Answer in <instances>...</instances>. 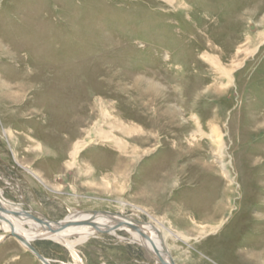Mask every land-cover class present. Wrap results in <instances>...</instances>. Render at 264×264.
Instances as JSON below:
<instances>
[{"label":"rangeland","instance_id":"rangeland-1","mask_svg":"<svg viewBox=\"0 0 264 264\" xmlns=\"http://www.w3.org/2000/svg\"><path fill=\"white\" fill-rule=\"evenodd\" d=\"M0 190L52 222L151 221L176 264L264 260V0H0ZM29 241L158 264L122 229ZM0 264L42 263L10 236Z\"/></svg>","mask_w":264,"mask_h":264},{"label":"bare ground","instance_id":"bare-ground-1","mask_svg":"<svg viewBox=\"0 0 264 264\" xmlns=\"http://www.w3.org/2000/svg\"><path fill=\"white\" fill-rule=\"evenodd\" d=\"M220 137L221 136H219V139ZM80 149H81V144L77 143L75 147H73L70 153L72 158H75L76 154L78 153ZM0 202L3 207L19 212L18 215H12L9 213L6 214L3 211L0 212V221H1V228H2V231L0 232V240L5 238L6 236L5 234L13 231L28 241L36 237H47V238L57 240L65 244L66 246H68L72 252H75L74 245L76 243L85 241L88 237H91V235H94L96 232L98 233V231H96L93 224H96L98 228L105 230L107 229V227H111L115 225L116 223L118 224V222L121 220L127 223L131 222L130 220H132V218H129L127 216H125L124 218H122L119 215H109V214H96L95 216H91L90 212H87V213L86 212H73V213L68 214L62 220L71 221L73 223L75 221L89 219L90 217H92L93 220L88 224L86 223H83L80 225L73 224L71 226L66 227L63 230H60L59 232L51 233L50 231H48V228L45 225H40L39 223L35 222L32 218H29L26 215H24L22 213V208L20 207V204H17V203L14 204L8 201L7 199H5L2 196L1 190H0ZM15 206H16V209H15ZM150 222L151 221H148L147 223H142L141 225V230L143 231V233H146L150 237L147 239H145L138 231L134 230L128 224H121L114 230L122 229V230L128 231L129 234L131 235V241L139 243L140 245L145 247L146 250L156 259V262L160 264L159 261L157 260V255L155 252L157 250L158 251L162 250L161 244L165 246V240H166L165 230L167 231V234L169 233V235H170V230L165 229L163 231L159 228L161 236H162V240H161L159 239L157 235V231L155 230L157 229V227H155V225ZM26 225L27 227H25ZM114 230H110V232H106V233L113 234ZM99 233H103V232H99ZM173 236L179 237V235L175 233L173 234ZM11 237H14V236H11ZM70 237H72V239ZM15 239L18 242H20L24 248H26V246L20 240H18L17 238Z\"/></svg>","mask_w":264,"mask_h":264},{"label":"water","instance_id":"water-1","mask_svg":"<svg viewBox=\"0 0 264 264\" xmlns=\"http://www.w3.org/2000/svg\"><path fill=\"white\" fill-rule=\"evenodd\" d=\"M21 207V204H20ZM22 208V207H21ZM5 212L6 214H12V215H18L19 212L7 209L6 207H3L1 202H0V212ZM91 216H95L96 214H109V215H119L117 213L114 212H110V211H100V210H91L89 211ZM22 213L24 215H26L29 218H32L35 222L39 223L40 225H45L48 228V231H50L51 233H56L59 232L60 230L65 229L68 226H71L73 224L75 225H80L83 223H90L93 219L92 217H90L89 219H85V220H81V221H75L74 223L71 221H66V220H59V221H54L52 222L51 220L41 216V215H36L35 213H33L30 210H25L22 209ZM119 216H121L122 218L125 217V215L120 214ZM131 222L127 223L125 221H119L118 224L116 223L115 225L111 226V227H107V229H100L98 228V226L96 224H93V226L95 227L96 231L98 232H110V230H114L116 229L119 225L121 224H128L130 227H132L134 230L138 231L145 239L150 238L146 233H143V231L141 230V225L142 221L136 220L134 218H132V220H130ZM53 223V225H52ZM157 231V235L159 237V239L162 240V236L160 231H158L157 229H155ZM5 237H9V236H14L15 238H17L18 240H20L25 246L26 248L42 263V264H53L51 262L50 259L46 258L42 253H40L36 247L30 243L28 240L24 239L23 237L19 236L18 234H16L15 232H10L5 234ZM162 250L161 251H156V255H157V260L159 261L160 264H176L174 259L171 257V255L168 252V249L161 244Z\"/></svg>","mask_w":264,"mask_h":264},{"label":"crops","instance_id":"crops-1","mask_svg":"<svg viewBox=\"0 0 264 264\" xmlns=\"http://www.w3.org/2000/svg\"><path fill=\"white\" fill-rule=\"evenodd\" d=\"M208 241H211L210 240V238L207 240V242ZM252 249H255V248H253V247H251ZM250 248H246L245 250H243L244 252H245V254H246V256H244V257H239V259L241 260V263L242 264H264V260H262V259H259L257 256H254V255H247L248 253H250ZM241 251V250H240ZM253 251V250H252ZM251 251V253H253V252H255L256 251V249L252 252Z\"/></svg>","mask_w":264,"mask_h":264}]
</instances>
